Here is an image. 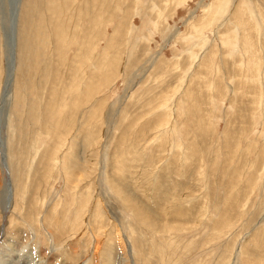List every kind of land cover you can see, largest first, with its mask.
Segmentation results:
<instances>
[{
  "label": "rangeland",
  "instance_id": "1",
  "mask_svg": "<svg viewBox=\"0 0 264 264\" xmlns=\"http://www.w3.org/2000/svg\"><path fill=\"white\" fill-rule=\"evenodd\" d=\"M20 3L0 264H264V0Z\"/></svg>",
  "mask_w": 264,
  "mask_h": 264
},
{
  "label": "bare ground",
  "instance_id": "2",
  "mask_svg": "<svg viewBox=\"0 0 264 264\" xmlns=\"http://www.w3.org/2000/svg\"><path fill=\"white\" fill-rule=\"evenodd\" d=\"M20 4H21L20 0H12L11 6L9 7V10H8V19L5 17L3 18V19H5L4 20L5 26H3L1 31L3 32V39H4V42H2V43H4L3 48L5 47V54L4 53L3 54L6 57V72H5V78H4L3 90H2L3 96L1 97L2 99L0 100V101H2L1 104H3L5 102V98H4L5 95L6 94L8 95L11 91V87L15 82L14 81L15 80V74L17 73L18 67L20 65L18 63V60H19V38H18L19 31H18V27H19V18H20ZM6 19H7V21H6ZM1 20H2V18H1ZM1 88H0V90H1ZM2 108H3V105H1V107H0V112H2V110H3ZM0 115H1V113H0ZM4 156H5V153H4ZM6 165H7V163H6ZM118 241H120V238H118ZM119 244H121V243H119Z\"/></svg>",
  "mask_w": 264,
  "mask_h": 264
}]
</instances>
